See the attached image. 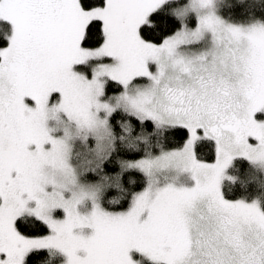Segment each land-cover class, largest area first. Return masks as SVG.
<instances>
[{
	"label": "snow or ice",
	"instance_id": "snow-or-ice-1",
	"mask_svg": "<svg viewBox=\"0 0 264 264\" xmlns=\"http://www.w3.org/2000/svg\"><path fill=\"white\" fill-rule=\"evenodd\" d=\"M0 264H264V0H0Z\"/></svg>",
	"mask_w": 264,
	"mask_h": 264
}]
</instances>
